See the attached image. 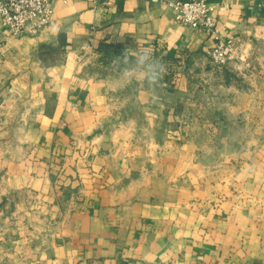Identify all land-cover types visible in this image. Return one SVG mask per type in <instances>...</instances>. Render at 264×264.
I'll return each instance as SVG.
<instances>
[{
	"label": "crops",
	"instance_id": "0c3cea01",
	"mask_svg": "<svg viewBox=\"0 0 264 264\" xmlns=\"http://www.w3.org/2000/svg\"><path fill=\"white\" fill-rule=\"evenodd\" d=\"M207 2L222 66L150 0H54L41 32L0 31V117L21 121L0 264H264V12Z\"/></svg>",
	"mask_w": 264,
	"mask_h": 264
},
{
	"label": "built area",
	"instance_id": "2783aa9c",
	"mask_svg": "<svg viewBox=\"0 0 264 264\" xmlns=\"http://www.w3.org/2000/svg\"><path fill=\"white\" fill-rule=\"evenodd\" d=\"M54 0H0V31L16 37L25 32L37 34L52 23ZM173 13L176 23L202 30L211 40L207 53L217 65L231 60L236 47L232 37L221 36L207 0H150Z\"/></svg>",
	"mask_w": 264,
	"mask_h": 264
},
{
	"label": "rangeland",
	"instance_id": "374dc122",
	"mask_svg": "<svg viewBox=\"0 0 264 264\" xmlns=\"http://www.w3.org/2000/svg\"><path fill=\"white\" fill-rule=\"evenodd\" d=\"M11 76V71L9 69H4V68H0V101L3 99V97L5 96V82L8 81L9 82V78ZM1 113V111H0ZM20 123L21 121L15 117H0V150L2 151H7L5 154L10 155L11 153H13L15 151V147L17 143L16 139L19 134H17V128L20 127ZM3 126L7 128V131L4 129H1V127L3 128ZM237 135V133L235 132V136ZM11 152V153H10ZM3 166L0 165V169ZM0 174H1V170H0Z\"/></svg>",
	"mask_w": 264,
	"mask_h": 264
},
{
	"label": "water",
	"instance_id": "95a60500",
	"mask_svg": "<svg viewBox=\"0 0 264 264\" xmlns=\"http://www.w3.org/2000/svg\"><path fill=\"white\" fill-rule=\"evenodd\" d=\"M255 12H264V0H256Z\"/></svg>",
	"mask_w": 264,
	"mask_h": 264
},
{
	"label": "trees",
	"instance_id": "16d2710c",
	"mask_svg": "<svg viewBox=\"0 0 264 264\" xmlns=\"http://www.w3.org/2000/svg\"><path fill=\"white\" fill-rule=\"evenodd\" d=\"M51 55H52L51 53H47V54H46L47 57H48V56L50 57Z\"/></svg>",
	"mask_w": 264,
	"mask_h": 264
}]
</instances>
